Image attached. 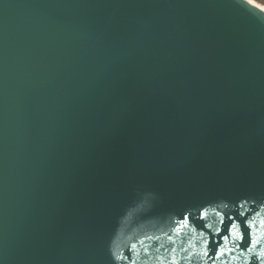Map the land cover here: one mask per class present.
<instances>
[{
    "label": "water",
    "instance_id": "1",
    "mask_svg": "<svg viewBox=\"0 0 264 264\" xmlns=\"http://www.w3.org/2000/svg\"><path fill=\"white\" fill-rule=\"evenodd\" d=\"M262 221L263 10L0 0V264H262Z\"/></svg>",
    "mask_w": 264,
    "mask_h": 264
},
{
    "label": "snow or ice",
    "instance_id": "2",
    "mask_svg": "<svg viewBox=\"0 0 264 264\" xmlns=\"http://www.w3.org/2000/svg\"><path fill=\"white\" fill-rule=\"evenodd\" d=\"M219 209V210H217ZM239 211H236L235 209H229V204L220 202L219 204L216 205V208L213 209L215 211L216 216L219 218V223L215 227L214 232H212L210 235L213 236H218L224 241H227L229 238V235H231L235 240H242V241H247L248 239V228L251 227V225L254 223L255 218L249 219L247 215V209L245 208L244 203H241L239 205ZM232 212L233 214H229V212ZM208 214V209L205 208L203 211H200L198 213V218L200 220H204ZM259 213H257L258 215ZM192 214L190 213L189 215H185L182 220L177 221L178 227L174 229V231L179 234V232L183 228H187L191 223ZM264 223V221H262ZM204 228H211V225L208 224H203L201 225ZM201 236H204V233L201 232ZM171 239V237H169ZM209 239L206 238L204 240V245L209 244ZM257 240L252 239L251 240V245L255 246L257 245ZM135 247V245H133ZM249 251H252V247L248 248ZM175 251V249H173ZM212 252H214V256L209 257V250H204L200 255L202 258H209L211 260V264H216L217 260L222 259L226 253H225V246H220V248L217 250L215 248L211 249ZM227 251L231 252L232 249H228ZM236 257H233L235 259ZM259 258L264 264V249H262L259 253ZM117 259H120V257H117ZM185 259H188L186 257ZM171 264H176V261L173 259ZM207 264V260H206Z\"/></svg>",
    "mask_w": 264,
    "mask_h": 264
},
{
    "label": "bare ground",
    "instance_id": "3",
    "mask_svg": "<svg viewBox=\"0 0 264 264\" xmlns=\"http://www.w3.org/2000/svg\"><path fill=\"white\" fill-rule=\"evenodd\" d=\"M247 1H249L250 3H252L253 5H255L256 7L260 8L261 10L264 11V5H262L260 3H257L254 0H247Z\"/></svg>",
    "mask_w": 264,
    "mask_h": 264
},
{
    "label": "rangeland",
    "instance_id": "4",
    "mask_svg": "<svg viewBox=\"0 0 264 264\" xmlns=\"http://www.w3.org/2000/svg\"><path fill=\"white\" fill-rule=\"evenodd\" d=\"M254 1L257 2V3H260L262 5H264V1H262V0H254Z\"/></svg>",
    "mask_w": 264,
    "mask_h": 264
},
{
    "label": "built area",
    "instance_id": "5",
    "mask_svg": "<svg viewBox=\"0 0 264 264\" xmlns=\"http://www.w3.org/2000/svg\"><path fill=\"white\" fill-rule=\"evenodd\" d=\"M262 1H264V0H262Z\"/></svg>",
    "mask_w": 264,
    "mask_h": 264
}]
</instances>
